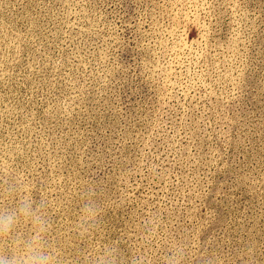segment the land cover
<instances>
[{
	"label": "rangeland",
	"instance_id": "1",
	"mask_svg": "<svg viewBox=\"0 0 264 264\" xmlns=\"http://www.w3.org/2000/svg\"><path fill=\"white\" fill-rule=\"evenodd\" d=\"M69 264H264V0H0V183ZM96 190L99 229L72 225Z\"/></svg>",
	"mask_w": 264,
	"mask_h": 264
},
{
	"label": "clouds",
	"instance_id": "2",
	"mask_svg": "<svg viewBox=\"0 0 264 264\" xmlns=\"http://www.w3.org/2000/svg\"><path fill=\"white\" fill-rule=\"evenodd\" d=\"M33 189L15 179L0 183V264H69L62 251L52 245L49 234L53 223L48 201L33 195ZM96 190L84 193L78 218L72 225L82 239L99 229L102 205L95 199ZM83 264H150L143 254L126 258L120 241L105 242L98 249L82 250ZM186 250L180 244L165 257L164 264H183Z\"/></svg>",
	"mask_w": 264,
	"mask_h": 264
}]
</instances>
